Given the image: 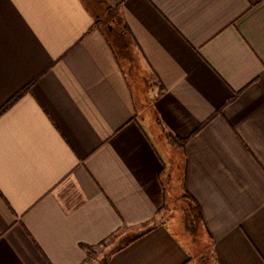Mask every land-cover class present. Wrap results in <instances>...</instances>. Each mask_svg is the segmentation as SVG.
Returning a JSON list of instances; mask_svg holds the SVG:
<instances>
[{
    "label": "crops",
    "instance_id": "1",
    "mask_svg": "<svg viewBox=\"0 0 264 264\" xmlns=\"http://www.w3.org/2000/svg\"><path fill=\"white\" fill-rule=\"evenodd\" d=\"M7 105L0 264H264V0H0Z\"/></svg>",
    "mask_w": 264,
    "mask_h": 264
},
{
    "label": "trees",
    "instance_id": "2",
    "mask_svg": "<svg viewBox=\"0 0 264 264\" xmlns=\"http://www.w3.org/2000/svg\"><path fill=\"white\" fill-rule=\"evenodd\" d=\"M8 106H9V105L3 107V108L0 110V114H1L2 112H4V110H6V109L8 108ZM180 145H183L182 141L180 142ZM141 228H143L144 231H143L142 233H140V234L138 235V237H139V236H142V235H144V234H146L147 232H150V231L153 229V227L150 226V222L147 223V224H145V225H143V226H141ZM136 238H137V237H136Z\"/></svg>",
    "mask_w": 264,
    "mask_h": 264
},
{
    "label": "rangeland",
    "instance_id": "3",
    "mask_svg": "<svg viewBox=\"0 0 264 264\" xmlns=\"http://www.w3.org/2000/svg\"><path fill=\"white\" fill-rule=\"evenodd\" d=\"M105 17V16H104ZM106 19H108V18H106ZM177 209H176V217L181 221V222H183V224H185V221H184V213H183V208L182 207H180L179 205H177V207H176ZM193 222V224L195 225L196 223L194 222V221H192ZM187 224H188V226L190 225V222L188 223L187 222ZM191 225H192V223H191Z\"/></svg>",
    "mask_w": 264,
    "mask_h": 264
}]
</instances>
